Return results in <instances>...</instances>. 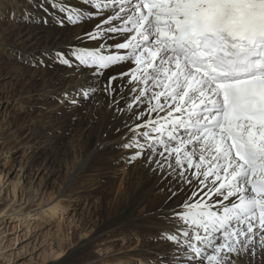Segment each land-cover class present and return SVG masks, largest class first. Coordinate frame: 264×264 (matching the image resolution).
I'll return each instance as SVG.
<instances>
[{"label":"snow or ice","instance_id":"1","mask_svg":"<svg viewBox=\"0 0 264 264\" xmlns=\"http://www.w3.org/2000/svg\"><path fill=\"white\" fill-rule=\"evenodd\" d=\"M28 3L42 15L21 8L23 22L97 21L73 34L78 43L17 58L60 64L77 79L89 70L90 81L55 98L82 107L103 92L121 121L115 131L127 129L117 144L133 150L127 162L164 183L165 203L180 198L162 212L170 227L158 236L173 245V264H264V0ZM118 65L125 70L105 78Z\"/></svg>","mask_w":264,"mask_h":264},{"label":"bare ground","instance_id":"2","mask_svg":"<svg viewBox=\"0 0 264 264\" xmlns=\"http://www.w3.org/2000/svg\"><path fill=\"white\" fill-rule=\"evenodd\" d=\"M67 3L84 7L80 0H67ZM21 8L42 15L38 9H33L28 0H0V53L8 55L3 64L10 69L7 70L13 82L12 92L21 105L42 109L34 120L32 118L22 126L21 131L31 141L30 149L34 148L37 154L45 153L41 163V167L47 170L45 174L49 176L57 172L61 176L57 197L82 201L87 208L86 219L69 244H59L41 264H128L125 254L124 258L119 255V259L108 263L103 262L101 256L108 251L107 241L120 238L127 242L133 239L132 236L137 238L138 246L131 256L146 263L154 259L156 262L157 258L173 248L171 243L158 239L160 231L170 227L161 218L162 212H166L180 198L165 203L168 193L161 191L164 183L149 173L140 161L134 164L127 162L133 150L117 148V144L125 143L121 137L127 129L121 127L120 133L115 131L116 127L121 126V121L112 119L103 92L97 93L86 103L82 101V107L57 102L55 97L60 93L91 80L88 69L82 70L83 79H77L74 70L60 64L47 61L49 67L35 68L17 58L19 52L38 56L44 49L63 48L65 42L78 43L72 40L73 34L90 30L97 21L75 27L66 25L64 28L52 23L51 19L47 25L28 23L19 19ZM12 10H15L16 18L10 20L8 13ZM88 46H95V42H88ZM123 70L122 65L112 67L106 70L105 78ZM73 115L77 117L75 121L72 120ZM122 162H125V167L118 186V177L107 174L119 168ZM73 190H78L74 196L71 195ZM18 192L21 191L18 189ZM38 196L39 190H34L22 200L15 197L9 203L0 204V218L9 216L15 221L21 219L27 226V235L35 236L36 245L41 240L43 223L48 224L60 212L68 209L62 204L49 207L45 196L40 203H36ZM33 205L37 208L31 211ZM90 223L94 226L87 232ZM6 232L0 230V264L6 263L3 261L7 260L6 252L10 248L5 244ZM105 235L107 239H103ZM8 242L11 245L10 239ZM238 264L244 262L238 261ZM255 264L262 262L257 259Z\"/></svg>","mask_w":264,"mask_h":264},{"label":"rangeland","instance_id":"3","mask_svg":"<svg viewBox=\"0 0 264 264\" xmlns=\"http://www.w3.org/2000/svg\"><path fill=\"white\" fill-rule=\"evenodd\" d=\"M7 57L8 55L0 53V204L9 203L15 197L18 200H22L30 191L39 190L36 203H40L42 197L45 196L46 204L49 207L62 204L68 207V209L60 212L48 224L43 223L44 228L40 230L42 233L41 240L37 242V245L34 241L35 236L32 234H30L31 236L27 235V226L21 219L15 221L9 216L0 218V230L7 231L6 238L4 239L7 241L5 244L6 246H10L6 252L7 260L4 259L5 261L3 262H6L5 264H41L59 244H69V240L73 238L81 223L86 219L87 208L82 201H72V198L68 199V197L67 199L58 198L61 176L57 172H53V174L47 176V170L41 167V163L45 159V153L37 154L33 147V149H30L31 141L21 131V128L25 123L34 120L38 116L36 114L42 109L41 107H32L18 103V97L12 92L13 82L7 70L9 66H4L3 64ZM124 167L125 162H122L119 168L107 174L108 176L118 177V186L122 180ZM18 189L21 192H18ZM77 191L73 190L71 195L74 196ZM49 201H52V203ZM69 202H71L70 205ZM36 208V205H33L31 211ZM6 226L8 227L4 228ZM93 226L94 224L90 223L87 232ZM57 231L59 233L55 235ZM132 237L133 239L127 242L120 238H112L113 243L112 241H107L106 245L109 248L104 256H101L104 259L103 262L108 263V261H113L120 257L124 258L123 254H125L126 259L129 260L128 264H162L160 257L157 258L156 262H154V259L148 263L132 257L131 254L134 253V250L138 246L137 238L135 236ZM107 238L108 236L105 235L103 239ZM9 239L11 240V245H8ZM100 243L101 241L98 242V244ZM93 250L98 251V249ZM163 257L164 264H173L169 257V252H166Z\"/></svg>","mask_w":264,"mask_h":264}]
</instances>
